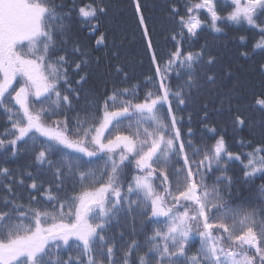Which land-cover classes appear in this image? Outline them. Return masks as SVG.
I'll return each mask as SVG.
<instances>
[{
    "label": "snow or ice",
    "instance_id": "6c2138e0",
    "mask_svg": "<svg viewBox=\"0 0 264 264\" xmlns=\"http://www.w3.org/2000/svg\"><path fill=\"white\" fill-rule=\"evenodd\" d=\"M166 3L177 25L173 48L158 56L145 5L132 0L154 73L143 88L140 82L122 86L129 72L113 51L107 61L112 87L106 81L100 97L89 83L100 58L74 36L72 25L75 20L95 37V46L107 48V0H0V109L11 125L0 134V155L5 162L21 153L32 156L23 169L0 166V264H264V183L259 197L238 203L236 181L227 174L229 164L239 161L245 185L264 180V0ZM218 22L258 31L252 47L237 53L253 62L248 70L260 77L258 87L249 81L242 89L237 72L243 65H220L207 43L192 49L205 23L224 31ZM206 87L219 106L204 100L194 112L213 134L211 145L203 137L196 141L193 112L186 125L178 115ZM69 112L75 114L71 126ZM224 112L229 119L221 127L214 115ZM229 127L235 143L250 151L232 150ZM245 129L259 130L261 139L239 136ZM33 166L50 178L34 175ZM129 168L134 174L125 190ZM209 176H215L211 184ZM69 182L72 194L61 196ZM24 189L27 204L20 202ZM38 196L50 210L35 206ZM121 221L127 232H112ZM159 224L164 227L148 233V225Z\"/></svg>",
    "mask_w": 264,
    "mask_h": 264
},
{
    "label": "trees",
    "instance_id": "16d2710c",
    "mask_svg": "<svg viewBox=\"0 0 264 264\" xmlns=\"http://www.w3.org/2000/svg\"><path fill=\"white\" fill-rule=\"evenodd\" d=\"M109 6V14L103 20L102 30H106L108 34V47L103 46L97 47L94 44L95 37L90 36L87 33L86 29H81L78 23L73 21L72 31L74 36L78 37L83 43H85L91 50L93 57H99L100 63L98 67H94L92 70V78L90 80V85H95V91L98 96L102 97L104 94L105 82L107 81V88L111 90V77L108 75V64L107 61L112 58V52L116 51L118 53L119 63L123 64L129 72V81L125 82L122 86H130V84H135L137 82L141 83L142 88L144 87L146 81L145 77L152 75L154 73V65H152L150 60V54L146 50V44L142 38V32L137 23V18L134 12L132 5V0H107ZM183 3V0H180ZM142 4L145 5L144 14L147 17V22L150 28L154 29L152 36L155 50L159 57H165L166 53L173 48L174 42L171 40L170 36L173 30L177 29V25L169 20L167 15V3L166 0H142ZM230 9H222V12H226ZM201 19H207V13L205 10H201ZM218 26L222 27L224 31L215 32L211 27L205 23L202 26V29L199 30V35L193 37L191 41V47L193 50L199 49V47L207 43L210 50L215 52L220 56V65L225 63H237L243 65L237 72V76L241 81V88H247L249 86V81L253 85L258 87V82L260 77L249 72V67L253 63L252 61L246 60L244 58L237 59L238 51L250 49L255 40L259 39L258 31L252 29L247 24L235 25L231 22L227 24L218 22ZM244 36L246 40L244 42L240 41L239 37ZM114 41V43H113ZM261 57L257 55L256 60H259ZM112 62H117L115 59H112ZM219 66V65H218ZM178 81L175 77L172 78L171 83L176 84ZM231 79L226 81L224 87L231 86ZM206 94L201 95L200 99L196 104L190 106L184 111L178 113V115L183 116L185 125L187 124V116L189 112H193L192 116V127L197 133L196 141L199 142L201 137H203L204 143L211 145L214 143L213 134L207 130L202 129V125L198 123V116L195 114L194 109L199 107L200 102L204 100H209L210 107L219 106V100H212L211 93L208 92V87L204 89ZM143 93L141 92V95ZM83 103V101H81ZM39 105H37L38 107ZM73 112H69V123L70 126L75 123L73 117ZM81 115L83 113L81 112ZM55 118V117H54ZM214 119L220 121L221 124L218 126H223V122L228 121L229 114L227 112L221 113L219 115H214ZM127 122H125L126 124ZM10 122L7 120V114L0 109V134H2L5 128H10ZM120 131L124 134H128V131L124 125L120 126ZM186 131V127L182 129ZM107 135V133L105 134ZM239 136L244 137L245 139H261L259 130L255 134H250L247 129L239 133ZM237 137V139L239 138ZM227 139L229 145L235 152H247L250 151L249 148H240L237 143L232 138L231 128L229 127ZM31 143V142H29ZM4 150H0V153H3ZM53 160H56L57 157L53 156ZM87 159V158H85ZM32 160L30 153H21L15 158H9L6 162L3 159V156L0 155V166H6L9 168H25L29 165ZM98 163L102 164V161ZM95 166V164L93 165ZM47 166H45L46 168ZM34 175H39L40 179H49L50 173L44 175L43 173H37L36 167L33 166L30 169ZM134 174V169L129 168L126 170L125 178L122 181L124 184L125 190L127 182L131 180L132 175ZM228 175L232 176L236 181L233 189L234 198L239 203L240 201L248 199H254L259 197L258 186L264 183V180L256 178L249 184L245 185L242 182L243 173L242 165L239 161L232 162L228 167ZM219 175V173H216ZM172 187H176L177 177L169 174ZM215 179V176L208 177V183L211 184ZM26 183H31L30 180H26ZM156 184L159 185V181H156ZM47 187V184H45ZM73 191V185L71 182L67 185V190L61 193V196L71 195ZM75 191H79V185H76ZM238 193V195H237ZM20 194L23 199L21 203L27 204L28 191L26 189L20 190ZM135 198V197H133ZM54 203V202H53ZM40 208L51 209V205L45 200L44 197L38 196V203L35 205ZM138 217V221H139ZM163 219V218H161ZM163 224L159 225H148V233H151L153 227L163 228ZM120 228H124L127 232V224L124 221H121L119 225L113 223L112 232L118 233ZM143 240V235L139 237ZM199 246V239L197 238L191 247V251H195ZM75 255V253H73Z\"/></svg>",
    "mask_w": 264,
    "mask_h": 264
},
{
    "label": "rangeland",
    "instance_id": "374dc122",
    "mask_svg": "<svg viewBox=\"0 0 264 264\" xmlns=\"http://www.w3.org/2000/svg\"><path fill=\"white\" fill-rule=\"evenodd\" d=\"M164 227V226H163Z\"/></svg>",
    "mask_w": 264,
    "mask_h": 264
}]
</instances>
